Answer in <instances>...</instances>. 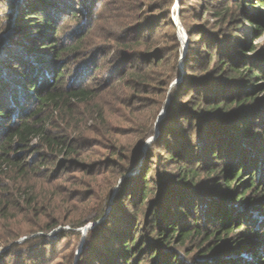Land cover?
<instances>
[{
	"label": "trees",
	"instance_id": "1",
	"mask_svg": "<svg viewBox=\"0 0 264 264\" xmlns=\"http://www.w3.org/2000/svg\"><path fill=\"white\" fill-rule=\"evenodd\" d=\"M249 1L264 6V0ZM49 2L50 0H10L7 4L17 14L14 16L17 17L16 20L12 18L17 22L13 28L20 39L16 40V44L21 38L30 35L42 40L41 47L24 51V59L20 61L15 62V54H8L4 61L10 74L0 77V170L7 169L14 173L12 180L15 182L22 178L24 181L25 177L40 172V166L29 161L26 156L27 152L39 146L44 150L39 158L42 164L55 158L63 164L65 170L83 171L86 174L92 173L94 165L85 161L81 150L82 133H70L69 128L54 131L52 126L55 115H60L62 121H67L75 108L95 100L98 91L93 86L96 80L92 76L84 82L66 79L69 57L78 52L81 44L66 45L59 42V25L64 11L59 5L46 7ZM246 2H207L202 16L208 12L210 17H214V25L218 28V33H222L220 35L214 33V30H207L209 21L207 24H197L193 29L192 25L188 26L182 19V25L191 41L200 39L197 43L200 46L199 54L204 52V58L206 56L200 63L201 69L202 72L208 71V76L203 77L206 81L201 80L200 74L195 77L185 75L183 84L179 87L181 95H188L190 102L194 103L192 109L195 110V122H202L199 125L201 131L197 135V146L189 144L185 134H175L171 141L174 144L176 142V145H183L182 140H186L185 150H188L189 157L187 160L185 158L188 157L184 156L183 160L178 161L180 155L177 149L171 147L172 142L165 138L166 135L157 139L156 149L168 151L169 159L184 163H181L178 168L180 170L173 179L157 178L151 168L147 167L135 180L136 187L132 186L129 190L119 188L117 194L123 193L125 206L118 217L120 223H116L107 236L110 241L116 240L115 243L118 244L114 248L105 245L104 248L97 246L92 249L95 251L90 250L92 258L98 264H187L179 248L186 249L187 244L198 237L204 239L203 244L214 238V241L201 250L198 264H264V254L261 256L259 251H255L260 242H264V131L260 133L253 128L256 120L264 116V67L257 64L259 60L264 61V50L259 49L256 44L258 38L264 37V19L248 12L240 16L233 6L236 5L241 10L245 8ZM106 3L105 0H94L95 10L96 7L106 9ZM121 3L122 8L125 6L129 11L127 19L135 21L126 25L131 37L127 43L121 44L123 51L127 52V60L115 61L121 63L113 75L115 77L109 75L101 80L110 86L121 79L130 88L142 89L149 84L150 77L148 74L146 77L136 74L137 66L132 65L131 59L136 55L142 40L156 35L153 29L160 25L162 14L155 16L157 8L153 7L148 12L150 16L143 18L144 13L149 11L146 0H122ZM171 5L172 2L166 8L163 18L173 27L169 21ZM251 7L256 8L254 4ZM118 8L114 6L116 11ZM100 12L98 8L94 17ZM196 15L199 18V13ZM241 19L250 23L249 28L244 29L245 33L240 29ZM224 27H229L233 36L223 33ZM45 28L49 29L47 34H43ZM146 31L149 32L148 36H142ZM235 32L242 33V37ZM171 37L176 43L173 55V60H176L179 43L174 33ZM155 46L151 53L137 55L143 57V63L150 68L160 66L164 60L161 53L164 50L158 44ZM132 50L134 53H129ZM2 58L0 53V63ZM1 67L0 64V71ZM259 81L262 82L258 83ZM259 102H263L262 110L258 108ZM97 110L103 120V114ZM180 110L182 115H187L184 114L186 108ZM241 128L244 130L243 137H237L238 133L235 131ZM150 134L152 133L148 135ZM238 139L242 142H237ZM195 152L212 168L211 173L219 175V184L223 183L217 190L199 191V194L208 199L205 208L210 210L208 222L211 227L207 228L201 225L202 205L200 196L195 194L196 183L201 177L198 167L202 163L199 158H195ZM114 154L121 163L126 160L120 151ZM226 158V162H223ZM113 165L116 168L114 163ZM29 190L17 188L18 192L27 195L26 202L35 209L37 206L30 197L32 191ZM156 201V206L151 209ZM157 205L160 208L154 212ZM86 209L87 207L82 208L83 211ZM141 212L148 215L147 230L152 231L151 237L145 236L143 232L138 233L141 231V224L138 222ZM104 214L105 210L100 211L96 219ZM54 219L42 231L52 230L60 225L80 228L89 221ZM256 225L259 227L255 228ZM136 228L139 229L137 232ZM238 229L245 232L231 236ZM72 231L80 235V231ZM63 236L66 237L67 232ZM145 251L148 256H143ZM102 253L108 255V259L111 258L110 263L105 262ZM89 261L86 260L85 264Z\"/></svg>",
	"mask_w": 264,
	"mask_h": 264
},
{
	"label": "rangeland",
	"instance_id": "2",
	"mask_svg": "<svg viewBox=\"0 0 264 264\" xmlns=\"http://www.w3.org/2000/svg\"><path fill=\"white\" fill-rule=\"evenodd\" d=\"M8 1L10 0H0V53L3 55V61L0 63L2 65L0 77L10 74V69L6 68L7 64L4 61L8 54H15L18 58H15V62L20 61L24 59V51H31L33 47H41L42 43L40 42L42 40H37L34 35H30L27 38H21V41L16 44V40H20L13 28L17 23L14 22L17 18L14 16L17 14L14 8L7 7ZM105 1L107 8L98 7L101 12L96 18L94 13L98 8L96 7L95 10L94 0H50L46 6L59 5L64 11L59 25V42L66 45L81 44L78 52L69 57L66 79L69 81L77 79L84 82L92 76L96 80L93 86L98 91L95 100L75 108L67 121H62L60 115H55L52 126L54 131L69 128L70 133H82L81 150L86 158L85 161L94 165L91 169L92 173L86 174L83 171L65 170L63 164L55 158L42 164L39 158L44 150L39 146L26 154L29 161L40 166L39 173L25 177L24 181L22 178L15 182L12 180L14 173L7 169L0 170V264H85L86 260H90L86 264L90 262L98 264L95 258H92L90 250L96 249L97 246L104 248L105 245L108 248H114L118 244L115 243L116 240L110 241L107 236L109 232H112L116 223H120L118 217L125 206L122 199L123 193L117 194L119 188L126 190L132 186L136 187L135 180L141 173H144L147 167L151 168V172L157 178L173 179L179 172L178 168L181 163H184V161L176 163L175 159H169L168 151L156 149L158 148L157 139L166 135L165 138L172 142L175 134L183 133L189 139V144L197 146V135L201 131L199 125L202 122H195L193 118L195 110L192 109L194 103L190 102L188 95H181L182 90L179 87L183 84L185 75L195 77L200 74L201 80L206 81L203 77L208 76V71L202 72L203 69H201L200 63L205 60L206 56L204 58L202 54L204 52L199 54L200 46L197 43L200 39L191 41L182 25V19L188 26L192 25L193 29L197 24H207L209 21L207 30H214V33L220 35L222 33H218V28L214 25V17H210L208 12L202 16L207 2L217 4L220 0H146L149 11H146L142 17L150 16L148 12L156 7L157 13L154 15L162 14V18H160L161 21L159 20L160 25L153 29L156 35L142 40L136 55L131 59L132 65L137 66L136 74L145 77L148 74L150 77L149 84L142 89L130 88L131 86L121 79L116 80L110 86L101 80L109 75L112 78L115 77L113 75L121 64L115 61L127 60L125 56L127 52L123 51L121 44L127 43L131 37V33L125 28L126 25L135 23L127 19L129 11L125 6L122 8V0ZM246 1L244 9L240 10L236 5L232 6L239 11L240 16L248 12L255 14L259 19H264V6ZM171 2L169 21L172 22L173 27L168 25V21L163 18ZM252 2L255 1L252 0ZM252 4L256 8L251 7ZM114 6L119 7V10L116 11ZM198 13L200 16L196 18ZM13 17L15 20H12ZM241 22L240 29L245 33L244 29L249 28L250 23L242 19ZM231 31L229 27H224L223 33L233 36ZM43 32L47 34L49 29L45 28ZM172 33L175 34L177 43H179L176 49V60H173L176 43L171 37ZM235 33L241 37L243 35L239 32ZM148 34L149 32L146 31L142 36L146 37ZM157 44L162 51L164 50L161 52L164 60L158 67H147L143 63L144 58L137 55L151 53ZM256 44L263 51L264 37L258 38ZM129 53L134 52L132 50ZM255 54L252 56L254 57ZM257 64L264 67L263 60H259ZM124 66L132 68L128 65ZM4 79L6 80V77ZM262 103L259 102L260 110H262ZM183 108H186L184 114L187 115H182L180 109ZM97 109L103 114V120L100 119ZM256 122L253 128L261 133L264 131V116ZM150 132L152 134L148 135ZM235 133H238L236 136L240 137L244 134V130L241 128ZM185 141L182 140L183 145H176V142L171 143V147L177 149L180 155L178 161L183 160L184 156L188 157ZM237 142L242 141L238 139ZM151 150L158 151L151 153ZM117 151H120L121 156L126 158L122 163L114 154ZM195 155V158H199L202 162L198 167L201 177L196 183L197 193L195 194L200 196L202 205V214H199L201 225L207 228L211 227L208 222L210 210L205 208L208 199L199 194V191H214L223 186V183L219 184V175L211 173L212 168L206 165L204 158L201 159L199 153L195 152ZM185 159L188 160L189 157ZM226 160L227 158L223 162ZM18 187L32 191L30 197L35 200V206H37L35 209H32L31 205L26 202L27 195L24 196L17 191ZM154 204L151 209L156 206L157 201ZM85 207H87V212L82 210ZM159 208L157 205L154 212H157ZM102 210H105V214L96 219ZM54 218L60 220L89 219V221L80 228L60 225L52 230L42 231V228L55 220ZM138 222L141 224L139 227L141 231L138 233L143 232L145 236L151 237L152 231L147 230L148 215L141 212ZM258 225L255 228H258ZM72 230L80 231V235L74 234ZM137 230L139 229L136 228L135 231ZM91 231L94 232L91 233ZM65 232H67L66 237L63 236ZM244 232L243 229H238L231 236ZM203 241L204 239L198 237L190 241L186 249L179 248L187 264H198L201 250L214 241V238L204 244ZM260 243L254 250L259 251L263 256L264 242ZM143 256H148L147 251ZM102 257L105 262H111V258L108 259L109 256L105 253H102Z\"/></svg>",
	"mask_w": 264,
	"mask_h": 264
}]
</instances>
